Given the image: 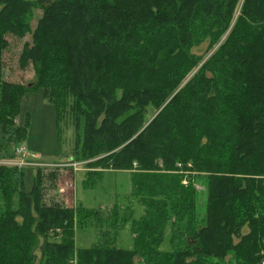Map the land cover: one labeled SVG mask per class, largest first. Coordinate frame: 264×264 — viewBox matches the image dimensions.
<instances>
[{"label":"trees","instance_id":"obj_1","mask_svg":"<svg viewBox=\"0 0 264 264\" xmlns=\"http://www.w3.org/2000/svg\"><path fill=\"white\" fill-rule=\"evenodd\" d=\"M36 10L19 58L34 81L10 83L6 35L31 34ZM39 90L58 123L68 114L82 127L74 153L95 166L86 186L134 171L132 201L107 216L49 205L41 168L28 193L24 170L0 165V264H37L41 243L40 264H70L75 253L77 264H264V0H0L8 155L27 138L16 123L22 99ZM130 223L134 248L123 250L118 233ZM89 225L99 246L76 250ZM168 227L175 248L162 252Z\"/></svg>","mask_w":264,"mask_h":264},{"label":"rangeland","instance_id":"obj_2","mask_svg":"<svg viewBox=\"0 0 264 264\" xmlns=\"http://www.w3.org/2000/svg\"><path fill=\"white\" fill-rule=\"evenodd\" d=\"M34 1V0H29ZM42 17L41 11H33L30 17L32 33L25 38H18L16 35L9 33L6 35L10 43V47L3 53V72L4 79L10 83L30 85L34 81V71L30 67L21 70L19 58L21 51L26 42H32L33 33L37 27L38 21ZM205 51V47L201 48L198 53L201 55ZM77 121V122H76ZM81 122V121H80ZM17 125L27 127V138L25 143L14 144L12 154H7L10 144L9 135H4L0 131V161H19L16 149L26 147L29 153L26 162L34 166L24 168L14 167L18 170H24L23 184L25 191L30 193L34 187V175L37 173L34 169L40 165H48L41 167L44 176V198L46 204H64L67 207L80 208L82 206L88 210L99 211L100 214H107L112 211L115 206L128 207L132 201V185L131 179L134 171L117 172L108 170L103 172V179L94 189L86 186L84 183L87 174L95 169L91 163L94 160L80 159L77 152L78 135L83 137L82 127L77 134L75 124L78 120L72 115L65 114L63 120L58 123L56 108L53 103L49 102L43 94L42 90L27 93L21 103V111L16 119ZM82 123V122H81ZM16 145V146H15ZM11 156V157H10ZM80 163L78 170L74 171L70 168L66 170L56 169L52 166L69 167L70 162ZM13 167V166H9ZM56 178L53 179L52 175ZM17 180V176L13 177V181ZM187 187V186H186ZM90 188V189H86ZM196 191L199 193L200 206L205 203V188L201 184L195 185ZM135 216L134 220H139L143 215L142 206L134 203ZM198 212L203 211L198 207ZM174 221V218L172 219ZM75 227L77 222L75 220ZM185 225V223H184ZM131 223L118 233L117 247L123 250H132L134 248V237L131 231ZM178 230V229H177ZM99 229L94 225L87 228L78 229L75 238L76 250L91 249L99 246ZM246 232V230H245ZM61 232L59 231L58 234ZM172 229L167 228L165 234V242L161 247L162 252H172L175 246L172 245ZM53 243H60L58 237L50 240ZM238 240H236L237 242ZM42 243L37 248V264L42 260ZM76 253L70 264H77Z\"/></svg>","mask_w":264,"mask_h":264},{"label":"built area","instance_id":"obj_3","mask_svg":"<svg viewBox=\"0 0 264 264\" xmlns=\"http://www.w3.org/2000/svg\"><path fill=\"white\" fill-rule=\"evenodd\" d=\"M16 152H17V155L19 157V161H15V162H10V161H0V165H5V166H13V167H19V168H24V167H28V166H34L32 164H28L26 162V159L28 158L29 156V153L27 152V149L26 147H20V148H17L16 149ZM80 163L78 162H74V161H71L70 162V165L69 167H59V166H52L53 168H57V169H62V170H66L68 168H70L71 170H78V168L80 167ZM45 166H48V165H40L39 168L41 167H45ZM178 167H181V165H178ZM184 184L185 185H188L187 183V180H184Z\"/></svg>","mask_w":264,"mask_h":264}]
</instances>
